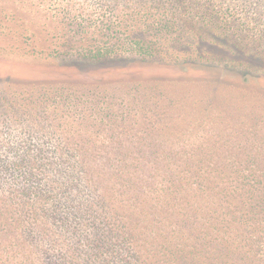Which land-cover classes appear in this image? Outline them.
I'll return each mask as SVG.
<instances>
[{"label": "trees", "instance_id": "16d2710c", "mask_svg": "<svg viewBox=\"0 0 264 264\" xmlns=\"http://www.w3.org/2000/svg\"><path fill=\"white\" fill-rule=\"evenodd\" d=\"M31 1L0 0L21 44L63 38L82 61L161 57L178 72L96 81L114 92L88 113L0 96V264H264V114L246 106L264 89L232 77L253 62L180 51L175 20L129 0H67L68 22L43 23ZM183 83L203 96L166 90Z\"/></svg>", "mask_w": 264, "mask_h": 264}, {"label": "rangeland", "instance_id": "374dc122", "mask_svg": "<svg viewBox=\"0 0 264 264\" xmlns=\"http://www.w3.org/2000/svg\"><path fill=\"white\" fill-rule=\"evenodd\" d=\"M88 0H76V5H82ZM90 0L88 5H96L97 1ZM120 2V5H122ZM130 8L135 6L153 7L152 13L175 20L176 30L173 31L177 42L174 47L180 51L204 50L207 52H221L222 65L245 64L252 61L255 70L252 73L240 71L250 75L254 88L264 89V0H129ZM31 6L39 10L34 17L38 23L47 22L52 17L58 22H68L66 7L67 0H33ZM127 4V2H126ZM105 16H113L110 9ZM2 19V20H1ZM11 13H0V96L6 98L32 99L39 108L66 111L62 103L54 102L53 98L60 96L70 98L72 109L77 113L90 112L93 109L105 108L102 95L110 94L109 84L106 87H95L99 80L105 83L114 82L121 76L146 80L155 76L170 79L177 73V69L165 67L166 61L158 57L146 62L133 59H116L105 62H88L71 55L69 49L73 45H65L64 39L56 44L49 41L36 40V35L30 34L18 40L19 28L15 25ZM41 31L40 36H44ZM37 34V32H36ZM46 35V33H45ZM61 32L58 33L60 37ZM57 36V38H59ZM49 39L45 36L42 39ZM59 46V47H58ZM34 47V48H32ZM53 49V50H51ZM70 52V53H69ZM234 53V54H233ZM240 55V56H236ZM123 68V69H121ZM189 75L193 76L189 70ZM105 90V91H103ZM167 92L177 97L191 98L188 101L200 99L204 89L197 85L183 83L176 90L168 87ZM249 97V96H248ZM187 101V99H184ZM204 99L199 106H207L209 101ZM77 104V106L75 105ZM207 104V105H206ZM248 108L264 114V98L259 94ZM115 108V107H112ZM182 109L179 105L176 110ZM2 113H5L4 111Z\"/></svg>", "mask_w": 264, "mask_h": 264}]
</instances>
